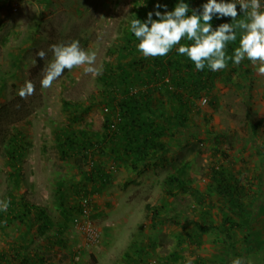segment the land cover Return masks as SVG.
Returning <instances> with one entry per match:
<instances>
[{"label": "rangeland", "instance_id": "obj_1", "mask_svg": "<svg viewBox=\"0 0 264 264\" xmlns=\"http://www.w3.org/2000/svg\"><path fill=\"white\" fill-rule=\"evenodd\" d=\"M157 3L0 0V105L16 98L26 81L36 85L24 98L32 113L15 127L24 136L21 156L12 161L8 147L0 149V199L10 201L0 213V264H30L26 260L37 256L46 257L43 264H230L235 257L264 264V75L251 64L205 68L203 76L213 81L206 104L155 96L139 116L158 134L160 148L139 156L111 145L116 133L107 121L117 116V102L106 98L102 78L148 65L141 54L135 64V56L117 55L133 14L146 18ZM72 40L96 52L102 75L81 66L42 89L51 45ZM236 46L238 40L229 43L227 53ZM40 50L44 60L36 55ZM179 63L174 71L186 78ZM70 133L99 148L86 159L66 151ZM214 171L231 181L233 203L209 191ZM170 177L199 191L203 204L177 189L169 194ZM85 192L88 221L100 233L97 245H88L72 223L77 194ZM205 226L211 229L202 233Z\"/></svg>", "mask_w": 264, "mask_h": 264}, {"label": "clouds", "instance_id": "obj_2", "mask_svg": "<svg viewBox=\"0 0 264 264\" xmlns=\"http://www.w3.org/2000/svg\"><path fill=\"white\" fill-rule=\"evenodd\" d=\"M241 15L243 18L238 19ZM225 18L230 22L213 26L214 20ZM128 30L138 41L136 50L145 58L165 57L175 48L176 54L187 57L197 72L205 68L223 71L229 62L238 66L247 61L258 74L264 75V0H203L198 9L190 7L187 0H176L171 10L167 4L157 3L144 20L131 19ZM237 40L238 46L229 55V43ZM50 50L53 58L39 81L42 89L51 88L65 70L81 66H86V74L102 75V65L95 66L96 52L83 48L79 40L53 44ZM36 55L44 60L46 52L40 50ZM35 90L36 85L28 80L17 94L24 99ZM203 102L206 104L207 100ZM9 205V200L0 199V213L7 212ZM230 264L249 261L235 257Z\"/></svg>", "mask_w": 264, "mask_h": 264}, {"label": "trees", "instance_id": "obj_3", "mask_svg": "<svg viewBox=\"0 0 264 264\" xmlns=\"http://www.w3.org/2000/svg\"><path fill=\"white\" fill-rule=\"evenodd\" d=\"M189 6L192 8H199L197 5L201 0H187ZM203 2V1H202ZM162 4L175 5L176 0H160ZM138 18L144 20V16L140 12H135L131 19ZM155 19V17H153ZM243 18V15L241 17ZM227 18H225L226 20ZM223 20V21H225ZM222 22V21H221ZM219 20H214L212 23H221ZM136 43L138 41L131 34L127 32L125 38V44L123 45V51L118 53V58L135 56L131 61L133 64L137 59L139 53L136 50ZM181 43H186L182 40ZM141 59L147 60L146 66L137 67L136 71L130 73L124 72L123 74L110 72L103 76V92L107 99L117 102L116 114L120 118V123L113 131L116 133L115 138L111 142L113 147L120 146L123 152L129 155L130 152L138 154L139 156L145 155V150L152 148H160V144L155 142L157 133L154 129H150V126L146 127L142 125V120L139 114L146 111L149 106V102L155 96H163L164 98L178 100L181 105H184V101L190 102L194 100H200L204 95L208 94L213 88V81L209 77L203 76V71L197 72L194 68V64L185 56H179L176 54L175 48L165 57H149L145 58L141 54ZM182 61L178 67L184 69L186 72V78L180 77V71H174L173 63ZM145 67V68H141ZM170 73L168 72L169 70ZM122 71V70H120ZM189 98H185L184 95ZM143 102V104H141ZM29 103L25 99H21L19 95L8 103L0 105V149L8 147L12 161H18L19 156L23 152V139L24 136L15 131V127L23 122L32 111L29 110ZM107 128L110 130L111 121H107ZM98 144H92L90 142L79 139L74 134L70 133L64 139L63 148L67 151L73 150L76 154H81L84 159L91 157V154L97 150ZM158 145L160 147H158ZM71 150V151H72ZM64 155V152H62ZM95 170L100 172L98 166L94 167ZM223 172L214 171L209 180L208 189L211 193L223 198L228 199L229 195L232 196L231 181L226 180ZM166 189L170 194L173 189H177L182 194H189L197 205H201L204 202L205 197L200 194L199 191L192 188H185L182 183L177 182L174 177H170L166 181ZM78 196L86 197L87 193H78ZM234 198V197H233ZM231 199V203L235 200ZM27 213L33 214V207L26 206L24 208ZM43 211L39 210L38 215L43 216ZM210 227H201L202 233L208 232ZM56 245L61 243L56 239L54 242ZM60 245V244H59ZM26 263L43 264L46 263V257L37 256L36 259L26 260Z\"/></svg>", "mask_w": 264, "mask_h": 264}, {"label": "built area", "instance_id": "obj_4", "mask_svg": "<svg viewBox=\"0 0 264 264\" xmlns=\"http://www.w3.org/2000/svg\"><path fill=\"white\" fill-rule=\"evenodd\" d=\"M206 98L200 99V104H205L203 101ZM120 123V118L116 116L111 120L110 128L111 132L116 129V126ZM91 214V201L89 197H81L78 205V212L72 219V223L75 229L83 236L85 242L88 245H97L99 243L100 233L98 229L93 226L88 218Z\"/></svg>", "mask_w": 264, "mask_h": 264}]
</instances>
